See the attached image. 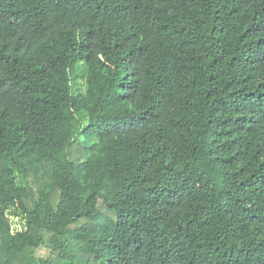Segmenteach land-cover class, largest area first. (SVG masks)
Instances as JSON below:
<instances>
[{
	"label": "trees",
	"instance_id": "obj_1",
	"mask_svg": "<svg viewBox=\"0 0 264 264\" xmlns=\"http://www.w3.org/2000/svg\"><path fill=\"white\" fill-rule=\"evenodd\" d=\"M0 264H264V0H0Z\"/></svg>",
	"mask_w": 264,
	"mask_h": 264
},
{
	"label": "rangeland",
	"instance_id": "obj_2",
	"mask_svg": "<svg viewBox=\"0 0 264 264\" xmlns=\"http://www.w3.org/2000/svg\"><path fill=\"white\" fill-rule=\"evenodd\" d=\"M80 83L83 90H85V81L80 80ZM16 182L17 185H22V181L18 175L16 176ZM6 216L11 224V231L13 233L24 232L27 229V217L18 212L15 207L10 208Z\"/></svg>",
	"mask_w": 264,
	"mask_h": 264
}]
</instances>
